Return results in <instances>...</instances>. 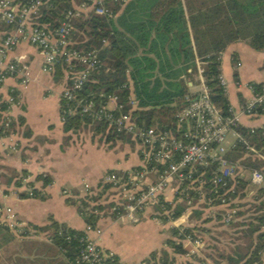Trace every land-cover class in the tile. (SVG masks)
I'll return each instance as SVG.
<instances>
[{"label":"trees","instance_id":"obj_1","mask_svg":"<svg viewBox=\"0 0 264 264\" xmlns=\"http://www.w3.org/2000/svg\"><path fill=\"white\" fill-rule=\"evenodd\" d=\"M43 1L32 23L54 29L63 14L81 0ZM109 5L116 15L120 9L118 2ZM115 15L105 17L87 10L73 20L69 48L80 53L95 50L99 61L98 67L88 73L74 96L78 101H91L96 106L104 105L109 97L114 96L115 104L121 106L120 113H130L137 122L146 126H169L173 123L174 114L185 104L184 98L196 96L188 93V82L190 75L196 73L197 63L209 100L223 116H228L230 104L218 82L220 54L229 44L237 41L264 53V0H128L118 16ZM0 26L6 34L12 30L11 26L4 23H0ZM81 69L75 66L69 70L62 60H58L51 75L62 78L65 88L70 86L71 77ZM249 85L253 93L261 88V84ZM128 97L135 101L133 107L128 104ZM59 102V117L64 133L87 129L106 143L133 145L129 136L116 135L102 123L90 122L77 114L69 115L67 111L71 102L61 97ZM5 109L7 106L0 100V113ZM255 111L262 115L259 110ZM17 122L19 124L22 120L19 118ZM13 126L11 121L5 122L0 117V137L6 135ZM233 130L239 139L227 150L224 158L245 171L260 170L264 174V127L250 128L237 124ZM243 142L252 151L247 150ZM209 169L197 171L202 173L204 188H208L207 182L213 171ZM36 181L41 182L40 189L50 184L49 178L45 176H37ZM237 181L242 191L239 199L245 197L247 200H239L234 222L218 224L219 227L225 226L221 227L223 231L234 237L227 251L222 249L218 252L215 249L214 261L257 264L260 255L264 254V184L250 190L246 180ZM14 185L20 187V182L16 181ZM26 185L28 193H19L18 197L44 199L40 189L34 188L31 183ZM107 188L103 186L97 192L66 200L68 204L76 205L84 224L91 229L98 219L94 211L101 212L111 206L105 203ZM159 204L168 215L164 216L156 208L157 216L154 217L163 223L178 218L184 211L181 204H166L161 200ZM201 214V210L193 208L189 220L198 219ZM210 221L212 219L206 218L181 231L179 228H169V237L164 240L163 247L150 252L140 264H192L185 260L177 261V257L186 254L181 239L184 235L204 232L205 225ZM34 229L46 234L47 240L61 257L58 261H41L38 264H76L82 243L80 239L83 237L81 231L50 219L46 226ZM19 236H25V233ZM15 237L13 232L0 224V264H4V260L6 264H36L25 257L30 251L20 250ZM9 240L10 245L7 244ZM196 262L207 264L203 259H197ZM100 264L120 263L112 255Z\"/></svg>","mask_w":264,"mask_h":264},{"label":"built area","instance_id":"obj_2","mask_svg":"<svg viewBox=\"0 0 264 264\" xmlns=\"http://www.w3.org/2000/svg\"><path fill=\"white\" fill-rule=\"evenodd\" d=\"M113 2H118L121 6L125 0H81L63 14L56 28L49 29L32 23L38 16L43 0H0V22L12 27V31L0 40V90L4 81L17 73L16 65L8 59V55L22 40L41 52L40 70L43 73L51 74L58 60H62L69 70L80 66L82 69L71 77L70 86L61 90L60 97L71 102L67 113L86 117L90 122L102 123L116 135L129 136L139 161V165L128 172L107 173L97 188L84 185L83 194L97 192L107 186L106 194L109 198L105 203L111 204L107 213L117 220L131 224L137 223L146 212L152 217L157 216L156 208L167 216L168 213L159 204L160 200L166 204L184 206V211L178 218L165 222L171 225L170 228H179L180 231L182 228L192 227L189 214L196 205L204 213L206 211V217L212 221L218 212L221 223L227 225L234 222L242 192L237 179L246 180L251 190L263 186L264 174L260 170L245 171L237 164L228 162L224 158L228 149L221 144L227 133L234 137V142L239 139L233 128L239 124L241 117L259 116L255 110L264 114V86L253 93L250 85H247L251 93L250 99L237 111L230 106L229 115L223 116L209 100L207 88L201 78L202 71L197 63L199 89L196 96L185 97V104L174 114L173 123L160 128L137 122L130 113H120L121 106L115 104L114 96L107 100L113 104L111 109L106 107L107 102L96 106L91 101L76 100L74 93L80 90L88 73L98 67L99 61L95 50L80 53L69 48L72 22L87 10H92L96 15L113 17L115 14L109 8V4ZM238 66V63L234 64L235 69ZM234 79L238 84L236 75ZM218 82L226 91V82L220 74ZM0 100H3L7 108L14 104V89H9L4 97L0 94ZM127 100L130 106L135 105L131 97ZM244 145L247 150L252 151L247 143ZM203 169H213L207 182L208 188L203 186L202 173L197 172ZM167 194L170 196L169 200L165 199ZM94 213L98 214L96 211ZM180 218L187 220L179 222ZM0 224L13 230L20 227L9 209H0ZM90 230L92 229L86 226L82 232L76 264H100L112 256L87 237ZM181 242L184 249L190 246L197 250L202 246L201 237L194 234L184 235ZM185 251L187 254V250Z\"/></svg>","mask_w":264,"mask_h":264},{"label":"crops","instance_id":"obj_3","mask_svg":"<svg viewBox=\"0 0 264 264\" xmlns=\"http://www.w3.org/2000/svg\"><path fill=\"white\" fill-rule=\"evenodd\" d=\"M127 1L119 7L115 17ZM5 35L0 26V40ZM8 59L16 65L17 73L4 81L0 94L4 97L13 88L16 100L0 113L1 120H9L14 125L6 135L0 137V209H9L20 226L14 230L7 228L16 235L15 242L19 249L30 251L26 258L36 264L58 261L60 254L49 243L46 234L34 228L46 226L50 219L83 232L86 225L81 214L76 210V205H70L66 200L82 195L84 185L97 188L109 172L121 174L133 170L139 165L138 156L133 145L106 143L87 129L62 131L59 99L63 79L41 72L42 54L26 40L17 44ZM263 61V52L254 51L242 41L229 44L220 54L219 71L226 82V97L234 111L250 99L247 85L254 83L264 86V74H261L264 71ZM235 63L239 64L236 69ZM235 75L238 84L235 83ZM193 82L197 83V89L192 92L188 90L189 94H196L199 89L196 73L190 75L188 86ZM106 107L111 109L113 104L107 102ZM19 118L22 122L18 124ZM239 125L264 127V114L254 118L241 117ZM91 145H102L100 149L103 152L98 153L100 159L95 171L85 176L79 174L76 166L70 163L76 151L79 155L80 148H91ZM37 176L48 177L50 184L40 189L41 182L36 181ZM16 181L20 182V187L14 185ZM27 183L40 189L44 199L18 197L19 193H28ZM169 198L167 194L165 199ZM97 213V222L87 237L101 250L116 256L120 264H132L134 261L140 264L150 252L160 250L164 240L169 237L167 231L171 225L151 217L147 212L134 224L111 217L107 209ZM184 219L187 220L180 218L179 222ZM133 229L139 231L138 234L145 232L146 240L137 250L129 249L124 243V234ZM22 233L25 236H19ZM10 242L7 244L10 245Z\"/></svg>","mask_w":264,"mask_h":264},{"label":"rangeland","instance_id":"obj_4","mask_svg":"<svg viewBox=\"0 0 264 264\" xmlns=\"http://www.w3.org/2000/svg\"><path fill=\"white\" fill-rule=\"evenodd\" d=\"M262 72L263 73L261 74H264V71ZM196 89H197L196 82H193L191 86H188V90L191 92L195 91ZM107 107L110 108V105H108ZM85 134H88V133L85 132ZM233 142H234V137L231 136L230 133H227L221 145L225 149H229L230 146L233 144ZM101 146L102 145H99V146L96 145L95 147V145L93 146L91 145L92 149L89 146L86 147V149H84L83 147L80 148L81 149L80 154L77 155V151H76L75 155L72 157L73 162L70 163V165L76 166L79 174H84L85 176L89 175L92 171H95L98 165V161L100 159V155H98V153L103 152L100 149ZM238 200H240V202H243L247 200V198L244 197ZM194 209L201 210V208L198 207V205L194 206ZM201 213L202 214L199 216L200 218L198 219L194 218L191 220V226H195L196 222L207 218L206 211L204 213V211L201 210ZM214 217H215L214 221H210L209 223L205 225L204 232L197 233V234L194 233V235H198L201 237L202 246L197 250H193L192 248H190V246H186L185 250H187L188 253L177 257L178 258L177 261L181 262V260H185V261L191 262L192 264H196L197 259H203L207 264H226L224 261H217V262L214 261L215 254H216V251L220 252L222 249L227 251L228 247L232 244L231 238H233L234 236L231 237L229 236L231 235V233L229 234V232L223 231L221 227L225 228V226L219 227V225L221 224L220 213L216 212ZM138 232L139 231H135V229H133V230H129V232L124 234V243L131 250H137V248L139 249L140 247H142V243L146 240L143 234L145 232L141 234H138ZM167 235H168V231H167ZM208 255H210L209 256L210 258L207 257ZM132 264H138V263L134 261ZM257 264H264V254L260 255L259 263Z\"/></svg>","mask_w":264,"mask_h":264}]
</instances>
